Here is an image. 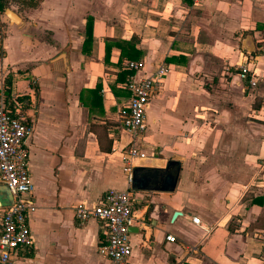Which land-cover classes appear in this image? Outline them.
<instances>
[{"label": "crops", "instance_id": "1", "mask_svg": "<svg viewBox=\"0 0 264 264\" xmlns=\"http://www.w3.org/2000/svg\"><path fill=\"white\" fill-rule=\"evenodd\" d=\"M2 15L0 82L29 101L10 105L32 125L36 205L14 264H114L97 252L100 222L73 214L110 189L131 197L125 264H264V0H41L19 14L26 30ZM244 58L255 86L239 76ZM126 61L141 63L138 79L168 68L132 167L178 162L173 192L127 188Z\"/></svg>", "mask_w": 264, "mask_h": 264}, {"label": "built area", "instance_id": "2", "mask_svg": "<svg viewBox=\"0 0 264 264\" xmlns=\"http://www.w3.org/2000/svg\"><path fill=\"white\" fill-rule=\"evenodd\" d=\"M194 3L199 0H193ZM124 67L136 72L141 63L126 61ZM168 68L161 64L154 72L144 78H135V74L127 76L122 88L129 92L126 104L127 112L122 114L121 127L130 135V142L122 152V172L126 178L127 188L132 184L131 170L133 160L143 157L137 146V140L146 131V107L154 91L160 86ZM239 76L249 86H255L256 80L249 73L248 58H244L239 66ZM7 86L0 82V184L10 191L11 203L0 210V264H14L21 249L30 248L33 244L28 223L29 216L35 211L33 184L28 169V148L26 140L32 133V125L27 123L21 112L11 108L6 96ZM15 105L18 101L11 95ZM21 107V104L19 103ZM264 166V158L260 161ZM73 214L79 223L89 219L100 222L105 238L97 248L98 254L110 259L114 264H125L131 255V244L128 228L132 221L131 197L127 190H107L101 199L91 207L76 204ZM192 222L199 224L198 218ZM264 240V230L257 234ZM173 242V236H167Z\"/></svg>", "mask_w": 264, "mask_h": 264}, {"label": "water", "instance_id": "3", "mask_svg": "<svg viewBox=\"0 0 264 264\" xmlns=\"http://www.w3.org/2000/svg\"><path fill=\"white\" fill-rule=\"evenodd\" d=\"M3 12L9 19L11 25L18 26L22 30L27 29L26 23L17 12L10 8L4 9ZM142 164L140 163V166L132 167L131 188L133 190H155L163 192H173L175 190L180 171V164L178 162L167 161L162 166L161 161L155 160L152 166L149 167L141 166ZM2 187L10 195L8 188L4 185ZM177 215H179V212H174L172 219ZM128 231L130 233L133 230L129 227Z\"/></svg>", "mask_w": 264, "mask_h": 264}, {"label": "trees", "instance_id": "4", "mask_svg": "<svg viewBox=\"0 0 264 264\" xmlns=\"http://www.w3.org/2000/svg\"><path fill=\"white\" fill-rule=\"evenodd\" d=\"M41 0H0V13L4 11L8 6H11L12 4L17 5L18 9H29V8H35ZM86 40L85 42L88 43L91 41V30L90 25L87 24L86 28ZM109 46H105V59L108 58L109 52H108ZM121 56H124V53H121ZM132 71L129 72V74ZM8 80V79H7ZM5 85L7 86L6 89V96L9 99L10 104H12V99H10V91H9V82L4 80ZM98 90V89H97ZM15 99L21 104V107L27 108L29 105V101L27 100L26 96L24 95H17L15 96ZM12 108V106H11Z\"/></svg>", "mask_w": 264, "mask_h": 264}, {"label": "rangeland", "instance_id": "5", "mask_svg": "<svg viewBox=\"0 0 264 264\" xmlns=\"http://www.w3.org/2000/svg\"><path fill=\"white\" fill-rule=\"evenodd\" d=\"M13 7V10L14 11H17L18 14H23V11L26 10V9H18L17 5L15 4H12L11 6H8L7 8H11ZM4 12H1L0 15L3 17V14ZM5 31V28H3V25L0 24V38L2 37L3 33Z\"/></svg>", "mask_w": 264, "mask_h": 264}]
</instances>
